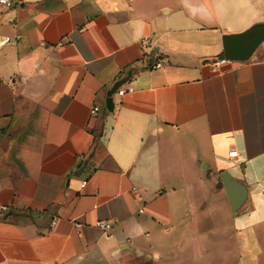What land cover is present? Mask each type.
<instances>
[{"label":"crops","instance_id":"0c3cea01","mask_svg":"<svg viewBox=\"0 0 264 264\" xmlns=\"http://www.w3.org/2000/svg\"><path fill=\"white\" fill-rule=\"evenodd\" d=\"M19 1L0 8V264H264V41L212 66L264 0Z\"/></svg>","mask_w":264,"mask_h":264},{"label":"water","instance_id":"95a60500","mask_svg":"<svg viewBox=\"0 0 264 264\" xmlns=\"http://www.w3.org/2000/svg\"><path fill=\"white\" fill-rule=\"evenodd\" d=\"M264 41V22L256 23L239 33H227L222 36V53L225 60L245 61L249 59L258 45ZM127 79L116 81L107 91L105 109L112 111L114 107L112 94ZM83 167L79 169L82 171ZM231 210L236 214L246 200L247 189L239 181L232 179L228 172L220 174Z\"/></svg>","mask_w":264,"mask_h":264},{"label":"built area","instance_id":"2783aa9c","mask_svg":"<svg viewBox=\"0 0 264 264\" xmlns=\"http://www.w3.org/2000/svg\"><path fill=\"white\" fill-rule=\"evenodd\" d=\"M18 3H20L19 0H0V8H11L14 7L16 5H18ZM147 42V39L144 40V43ZM226 61L224 58L222 59H217L214 60L212 62V66L215 68L216 66H218L220 63ZM162 66V62L161 61H156L154 62V64L152 65L151 68H159ZM133 91V87L131 86L130 83H124L123 85L119 86L116 89V93L118 95H124L127 92H132ZM99 111V108L97 106H93L90 108V114H95ZM237 155V151L236 150H232L229 152V156L230 157H235ZM86 184V181L82 182V186H84ZM10 208L9 204H5V203H0V211L1 212H5L8 211ZM96 226L100 227L102 230H108L111 227V224L108 222H96Z\"/></svg>","mask_w":264,"mask_h":264},{"label":"clouds","instance_id":"9594fccd","mask_svg":"<svg viewBox=\"0 0 264 264\" xmlns=\"http://www.w3.org/2000/svg\"><path fill=\"white\" fill-rule=\"evenodd\" d=\"M145 233V226L132 222L129 224H126L124 227V230L121 234V238H130V239H136L138 237H141ZM159 252H153L151 254V258L155 261L159 257ZM119 256V250L118 248H114L113 250V258Z\"/></svg>","mask_w":264,"mask_h":264},{"label":"rangeland","instance_id":"374dc122","mask_svg":"<svg viewBox=\"0 0 264 264\" xmlns=\"http://www.w3.org/2000/svg\"><path fill=\"white\" fill-rule=\"evenodd\" d=\"M125 262L123 264H132V259H126L124 260Z\"/></svg>","mask_w":264,"mask_h":264},{"label":"trees","instance_id":"16d2710c","mask_svg":"<svg viewBox=\"0 0 264 264\" xmlns=\"http://www.w3.org/2000/svg\"><path fill=\"white\" fill-rule=\"evenodd\" d=\"M220 56L223 58V53H221Z\"/></svg>","mask_w":264,"mask_h":264}]
</instances>
